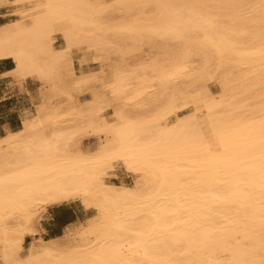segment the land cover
Masks as SVG:
<instances>
[{
    "label": "bare ground",
    "instance_id": "bare-ground-1",
    "mask_svg": "<svg viewBox=\"0 0 264 264\" xmlns=\"http://www.w3.org/2000/svg\"><path fill=\"white\" fill-rule=\"evenodd\" d=\"M260 4L0 0L5 14L18 18L0 25V61L14 63V79L37 80L46 89L38 114L0 138V264H67L121 248L136 251L149 226L152 239L140 245L146 254L136 259L207 264L257 243L258 138L245 134L232 149L249 157L239 163L251 175L237 173L231 160L213 158L224 153L214 134L205 136L210 153L192 146L186 125L207 123L211 130L210 107L217 127L237 118L259 119ZM84 50L94 59L113 53L120 63L103 62L91 77L76 75L75 54ZM90 136L103 140L96 151L84 146ZM134 138L138 144L128 142ZM140 145L160 157L151 161L157 167L130 168L123 158L100 162L116 152L130 156ZM37 173L47 175L9 183ZM119 175L131 178V185ZM72 203L90 211L87 222L43 239L39 218ZM69 239L75 245L60 244Z\"/></svg>",
    "mask_w": 264,
    "mask_h": 264
},
{
    "label": "snow or ice",
    "instance_id": "snow-or-ice-1",
    "mask_svg": "<svg viewBox=\"0 0 264 264\" xmlns=\"http://www.w3.org/2000/svg\"><path fill=\"white\" fill-rule=\"evenodd\" d=\"M261 10L260 25L264 29V0H261V4L258 6ZM249 23H255L254 20H250ZM262 89H264V84H262ZM261 99L264 100V95L261 96ZM200 109L197 107V113ZM208 120L213 121L212 129L209 130L207 123L193 126L192 124L186 125L188 129L191 130L193 137V147L207 148L211 153V143L206 142V135H215V139L219 141L221 146L224 148V153L220 154L219 158L223 160H231L229 167H233L237 170V173L248 172L251 173L247 168H242L239 161L241 159L247 161L249 157L247 154H241L232 151L235 147L238 146L239 141L244 139L245 134L248 137L258 138V147L260 150L259 155V179H260V191H261V204H260V228L258 232L259 240L257 243L251 245H244L238 252L233 253L230 257L209 259L207 264H264V106L261 108V113L259 119L248 117V118H237L233 123L229 124L226 127H217L213 120V108H209V117ZM128 129H131L133 126L131 124L126 126ZM125 129H121L118 132L120 136V143H125V137L123 135ZM128 142L133 144L139 143V138L130 139ZM148 145H140L139 148L131 149L133 153L130 156H121V153L116 152L112 153L109 156L103 158L101 163L107 165L112 162L114 159L123 158L125 162L132 167H157L151 161L153 159H159V156H153L151 151L145 150L148 149ZM47 175V173H37L33 177H20L12 178L9 183H18L23 182L25 179H36L41 176ZM98 179V178H97ZM51 183V181H49ZM78 191L87 192V188L78 189ZM147 239L143 241H138L136 245V251L125 250L123 248L117 250L116 252L108 256H97L93 259H83L78 261H68L67 264H192L191 261H181L179 259H167L164 261H154V260H144L136 259L137 256L145 255L146 253L141 252L140 245L147 244L148 240L152 239L151 227L144 234ZM115 257H119L116 259ZM13 264H27L24 261H16Z\"/></svg>",
    "mask_w": 264,
    "mask_h": 264
},
{
    "label": "crops",
    "instance_id": "crops-1",
    "mask_svg": "<svg viewBox=\"0 0 264 264\" xmlns=\"http://www.w3.org/2000/svg\"><path fill=\"white\" fill-rule=\"evenodd\" d=\"M5 10V7H0V24L8 21ZM13 67L14 63L9 59L0 61V82H3L0 86L5 87L4 90H1L0 95V131L2 133L0 136L4 135L7 129L15 131L21 127L23 123L21 113L26 108L25 104L30 103V99L27 98L30 96L29 88L26 87V90L22 91L9 75ZM22 106L24 108H20ZM77 204L80 205L79 203H72L55 207L56 209H63L53 214L49 213L50 209L48 210L49 218L46 227H42L46 230V233H54L50 237L63 235L66 228L83 221L87 217L88 213L81 206L82 209H79L80 207Z\"/></svg>",
    "mask_w": 264,
    "mask_h": 264
},
{
    "label": "rangeland",
    "instance_id": "rangeland-1",
    "mask_svg": "<svg viewBox=\"0 0 264 264\" xmlns=\"http://www.w3.org/2000/svg\"><path fill=\"white\" fill-rule=\"evenodd\" d=\"M5 12V11H4ZM7 17H8V21H6L5 23H3V24H6V23H11V22H13V21H16V20H18V18H14V17H12L11 18V16H9V15H7ZM1 25V24H0ZM60 39L58 40V45H63L64 44V40L62 39V37H59ZM111 53V52H110ZM112 54V55H111ZM111 54H108V58H106V60H105V58L103 57H100V58H98V59H94V57H93V55L90 53V52H88V51H86V50H84V51H81V52H77L76 54H75V57H77L76 58V60H75V74L76 75H79V76H81V73H83L82 75H84V74H87V76L88 77H91V75H93V74H96V73H98V71L100 70V67H101V63H105L104 65H107V66H109V65H111V66H114V65H116V64H118V63H120L119 61H120V59L118 58V57H116V55H114L113 53H111ZM112 56V57H111ZM113 56H115L114 58H113ZM110 57H111V59H110ZM114 60H113V59ZM110 59V61H111V63H110V61H107V60H109ZM98 60H99V62H98ZM101 61V62H100ZM115 61H117V62H115ZM109 62V63H108ZM114 63V64H113ZM110 66V67H111ZM98 75V74H97ZM96 75V78L98 77ZM12 78L14 77L13 75L11 76ZM13 80H14V82L16 83V85L22 90V91H24V90H26V87L27 88H29V93H30V96L29 97H27L28 99H30V103L28 104H25V109H24V111L21 113V119H22V125H21V127H19V128H22L26 123H27V121H29L32 117H34L35 115H37L38 113L37 112H39L38 110H40L41 108H42V106H41V99L44 97V95H45V92H46V89L42 86V84L39 82V81H37V80H32V79H28V80H26V81H21V80H19V79H14L13 78ZM19 80V81H18ZM35 81H37V82H35ZM3 82H0V85L2 84ZM5 89V87H1L0 86V95H1V90H4ZM43 89V90H42ZM214 89H217V86H215L214 87ZM41 98V99H40ZM39 107V108H38ZM20 108H24V106H22V107H20ZM1 111V110H0ZM37 113V114H36ZM18 128V129H19ZM18 129H16V130H18ZM15 130V131H16ZM8 131V132H7ZM12 130H9V129H7L6 130V135L9 133V132H11ZM2 133H1V131H0V135H1ZM2 135V136H0V138H2V137H4V136H6V135ZM101 143V144H100ZM102 143H103V140L102 139H100V138H98V137H95V136H90L89 138H86V140L84 141V146H85V148H86V150H88V151H90V152H92V151H96L97 149H99L100 147H101V145H102ZM116 179H122L123 180V182H125L126 184H130L131 185V183H132V179L131 178H129V177H125V176H122V175H119V177H117ZM80 204V203H79ZM78 205V204H77ZM79 207L81 206L84 210H85V208L80 204V205H78ZM79 208V209H82V208ZM61 209H63V208H60V209H48L49 210V213H51V214H53V213H57V212H59ZM87 213H89L88 215H87V217L83 220V221H80L79 223H83V224H85L86 222H87V219L89 218V216H90V211H88L87 209L85 210ZM49 213H48V211L42 216V218L40 217L39 218V222L37 221V225H38V227L43 231V233H42V237H44L43 239H45V240H48V239H50V236H52V235H54V233H51V232H48V233H46V230L44 229L45 227H46V223H47V220H48V218H49ZM44 228H43V227ZM48 238V239H47ZM52 238H54V237H52ZM71 240V241H70ZM32 242V238H27V245H26V248H28V246H29V244ZM71 242H72V244H71ZM65 243H67L66 245H65ZM75 243H76V241L75 240H73V239H69L68 241H64V243H60V244H64V246H71V245H75Z\"/></svg>",
    "mask_w": 264,
    "mask_h": 264
},
{
    "label": "trees",
    "instance_id": "trees-1",
    "mask_svg": "<svg viewBox=\"0 0 264 264\" xmlns=\"http://www.w3.org/2000/svg\"><path fill=\"white\" fill-rule=\"evenodd\" d=\"M58 237V236H57ZM55 238V237H54Z\"/></svg>",
    "mask_w": 264,
    "mask_h": 264
}]
</instances>
